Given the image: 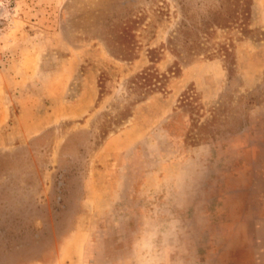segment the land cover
<instances>
[{"label": "rangeland", "instance_id": "rangeland-1", "mask_svg": "<svg viewBox=\"0 0 264 264\" xmlns=\"http://www.w3.org/2000/svg\"><path fill=\"white\" fill-rule=\"evenodd\" d=\"M220 1L0 0V264H264V0L169 41Z\"/></svg>", "mask_w": 264, "mask_h": 264}, {"label": "trees", "instance_id": "trees-1", "mask_svg": "<svg viewBox=\"0 0 264 264\" xmlns=\"http://www.w3.org/2000/svg\"><path fill=\"white\" fill-rule=\"evenodd\" d=\"M250 5L251 0H221L218 7L210 9L200 21L186 14V18L180 22L169 41L172 43L178 41L189 54H197L204 49L206 41L215 29H227L235 24L244 26L249 16ZM221 51L224 52V56H228V49L224 48ZM164 79L166 74L158 73L155 69L148 67L137 73L132 82L145 88L148 93H152L162 86Z\"/></svg>", "mask_w": 264, "mask_h": 264}]
</instances>
